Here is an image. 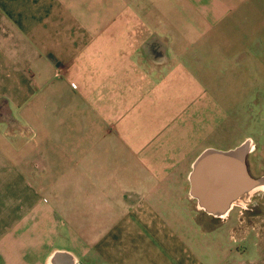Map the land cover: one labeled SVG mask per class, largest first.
Segmentation results:
<instances>
[{
  "label": "crops",
  "instance_id": "0c3cea01",
  "mask_svg": "<svg viewBox=\"0 0 264 264\" xmlns=\"http://www.w3.org/2000/svg\"><path fill=\"white\" fill-rule=\"evenodd\" d=\"M248 94L264 0H0V264H264L253 200L191 195L206 150L262 146Z\"/></svg>",
  "mask_w": 264,
  "mask_h": 264
},
{
  "label": "water",
  "instance_id": "95a60500",
  "mask_svg": "<svg viewBox=\"0 0 264 264\" xmlns=\"http://www.w3.org/2000/svg\"><path fill=\"white\" fill-rule=\"evenodd\" d=\"M258 148L248 138L233 150H206L198 158L191 173V195L201 212L224 221L234 207L243 208L264 193L262 181L253 178L247 166L249 155Z\"/></svg>",
  "mask_w": 264,
  "mask_h": 264
},
{
  "label": "flooded vegetation",
  "instance_id": "af4514ba",
  "mask_svg": "<svg viewBox=\"0 0 264 264\" xmlns=\"http://www.w3.org/2000/svg\"><path fill=\"white\" fill-rule=\"evenodd\" d=\"M247 166L250 175L255 179H262L264 176V147H259L258 150L249 155L247 159ZM253 205L255 208L264 207V193H260L253 198Z\"/></svg>",
  "mask_w": 264,
  "mask_h": 264
},
{
  "label": "rangeland",
  "instance_id": "374dc122",
  "mask_svg": "<svg viewBox=\"0 0 264 264\" xmlns=\"http://www.w3.org/2000/svg\"><path fill=\"white\" fill-rule=\"evenodd\" d=\"M226 96H228L227 94H225ZM249 95V99L251 100V98H253L254 101V111L256 116L260 117V116H264V94H248ZM239 100L241 98V94H238ZM250 102V101H249ZM257 106V107H256ZM257 119V117H256ZM259 122H255V128L254 131L257 134V140L259 142V144H261V147H264V137L260 136V133L258 132L259 128L261 127V122L259 125H257ZM263 124V122H262ZM259 212L261 213V217L264 218V207H262ZM260 218V217H259Z\"/></svg>",
  "mask_w": 264,
  "mask_h": 264
}]
</instances>
